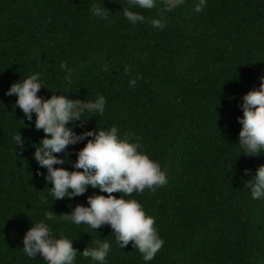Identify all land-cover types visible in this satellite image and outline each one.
Returning <instances> with one entry per match:
<instances>
[{
  "label": "trees",
  "instance_id": "trees-1",
  "mask_svg": "<svg viewBox=\"0 0 264 264\" xmlns=\"http://www.w3.org/2000/svg\"><path fill=\"white\" fill-rule=\"evenodd\" d=\"M196 2L164 13L159 30L128 22L127 0H103L106 19L91 16L92 0H0V264H46L22 248L32 220L48 212L53 231L73 239L78 252L105 239L112 246L108 264H146L131 242L117 246L109 226L96 231L62 219L98 189L89 186L71 200L48 196L51 185L37 174L46 169L33 158L44 133L35 128V114L29 122L14 107L17 97L5 95L34 72L42 73L44 97L56 89L80 100L103 94L105 114L75 122L74 130L133 132L166 170L165 186L132 194L164 240L147 264H264V199H253L244 186L264 165V153L245 156L237 144L243 95L264 74V0H207L201 13L193 11ZM162 8L157 0L156 8L137 11L152 18ZM62 62L71 70L67 86ZM137 73L143 78L131 88ZM18 131L23 151L12 139ZM84 143L69 146L63 167L71 170L67 160L75 161ZM75 264L91 260L78 253Z\"/></svg>",
  "mask_w": 264,
  "mask_h": 264
},
{
  "label": "clouds",
  "instance_id": "clouds-1",
  "mask_svg": "<svg viewBox=\"0 0 264 264\" xmlns=\"http://www.w3.org/2000/svg\"><path fill=\"white\" fill-rule=\"evenodd\" d=\"M160 3L163 8L159 10V15L146 18L137 10L154 9L157 0H127L128 7H123V15L132 25L148 23L155 29L163 30L167 19L164 13L180 7L185 0H160ZM206 7L207 0H197L193 11L201 13ZM108 13L103 0H92L90 14L93 18L106 19ZM60 67L66 72L65 86L70 85L71 70L66 62H62ZM105 70H108L107 65ZM124 70L131 73L128 66ZM142 78L139 73L131 77L129 87L134 88L137 80ZM259 79V87L243 95L240 104L243 115L237 118L242 126L237 144L245 156L264 153V74ZM42 87H46L42 73L34 72L13 82L5 95L17 97L14 107L18 106L29 122L35 114V128L44 133L39 143L33 145V158L40 168L46 169V172L38 171L37 174L51 185L48 196L53 201L71 200L85 194L89 186L99 190V193L87 196L86 205L76 204L71 212L64 213L62 219L66 223L88 225L96 231L107 225L119 248L124 249L131 242L146 264L152 261L163 247L164 240L154 226L155 218L146 213L132 194L143 193L145 189L154 193L157 188L165 186L168 183L166 170L143 150L133 132L121 134L117 126H97L81 133L74 130L72 125L75 122H82V126L88 118L105 114L107 100L103 94H98L94 100H80L69 98L66 95L68 90L47 87L52 90V95L44 97L38 95ZM86 113L91 115L85 116ZM12 139L20 151L26 148L20 131ZM82 141L86 143L76 151L75 161L67 160L72 164L71 170L63 167L69 146ZM62 153L65 155H57ZM244 171L248 175L251 170ZM244 186L253 199H264V165L256 169ZM54 219L53 212H48L43 219L32 220L23 236L22 249L27 257L35 259L39 255L46 264H75L80 253L84 258H90L91 264H108L112 249L108 240H96L94 246H87L78 252L73 247V239L63 232L58 234L53 231L48 221Z\"/></svg>",
  "mask_w": 264,
  "mask_h": 264
}]
</instances>
